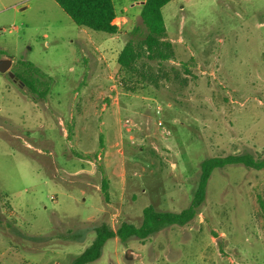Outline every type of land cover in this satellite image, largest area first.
<instances>
[{"label":"rangeland","instance_id":"rangeland-1","mask_svg":"<svg viewBox=\"0 0 264 264\" xmlns=\"http://www.w3.org/2000/svg\"><path fill=\"white\" fill-rule=\"evenodd\" d=\"M141 1L117 3L128 20L111 36L54 0H0V264H72L97 226L188 209L203 161L264 159V0L170 2L179 79L133 93L117 55ZM18 65L43 75L45 99L10 76ZM90 264H264V170L215 169L188 225L110 239Z\"/></svg>","mask_w":264,"mask_h":264},{"label":"trees","instance_id":"trees-1","mask_svg":"<svg viewBox=\"0 0 264 264\" xmlns=\"http://www.w3.org/2000/svg\"><path fill=\"white\" fill-rule=\"evenodd\" d=\"M64 12L79 27L88 28L96 32H104L111 36L120 33L114 24L118 17L117 3L122 0H54ZM173 0H146L141 6V26H136L118 55L117 64L120 72L133 77L136 83L132 89L134 93L143 83H153L158 86L160 80L171 82L179 79L178 69L166 63L177 60L175 46L168 36L162 9ZM156 64V65H155ZM159 67V73L156 72ZM15 76L37 98L48 96L49 84L43 75L31 65L16 67ZM185 82L184 80H182ZM242 164L257 171L264 170V159L259 160L250 154L229 155L209 158L201 163V176L198 188L194 194L191 206L180 213L158 212L149 206L143 210V220L140 226L124 222L114 231L109 225L95 227V238L91 245L82 252L72 264H90L98 260L106 242L118 238L126 242L131 238L146 241L153 234L166 226H186L199 214V208L206 197L207 183L215 169L229 165ZM103 192L107 190L103 184Z\"/></svg>","mask_w":264,"mask_h":264},{"label":"crops","instance_id":"crops-1","mask_svg":"<svg viewBox=\"0 0 264 264\" xmlns=\"http://www.w3.org/2000/svg\"><path fill=\"white\" fill-rule=\"evenodd\" d=\"M146 0L144 1H141V4L143 5L145 3ZM127 20L128 18L126 16H122V15H118L117 19L114 21V24L117 25L121 31V25L122 24H126L127 23ZM120 53V52H119ZM119 55V54H118ZM117 55V57H118ZM112 97V96H110ZM106 108L103 109V111L105 110ZM132 124H135L134 122H132ZM104 125V122L102 124V126ZM100 138H102V135H97L96 139L100 142ZM81 140V139H80ZM98 189V187H96ZM99 190V189H98ZM106 209V207L104 209H102L101 212H103L104 210Z\"/></svg>","mask_w":264,"mask_h":264},{"label":"water","instance_id":"water-1","mask_svg":"<svg viewBox=\"0 0 264 264\" xmlns=\"http://www.w3.org/2000/svg\"><path fill=\"white\" fill-rule=\"evenodd\" d=\"M11 66H12V60L9 59V60H6V61H2V62L0 63V72H1V73H6V72H8ZM9 74H10V76H11L12 78H14L15 80H18V78L15 76L14 73L9 72Z\"/></svg>","mask_w":264,"mask_h":264},{"label":"built area","instance_id":"built-area-1","mask_svg":"<svg viewBox=\"0 0 264 264\" xmlns=\"http://www.w3.org/2000/svg\"><path fill=\"white\" fill-rule=\"evenodd\" d=\"M126 123H129L128 121H126Z\"/></svg>","mask_w":264,"mask_h":264}]
</instances>
